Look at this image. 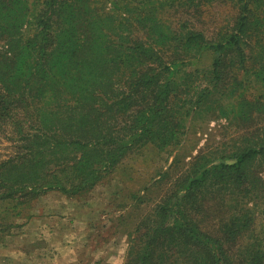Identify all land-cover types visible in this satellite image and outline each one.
Returning <instances> with one entry per match:
<instances>
[{"label": "trees", "instance_id": "1", "mask_svg": "<svg viewBox=\"0 0 264 264\" xmlns=\"http://www.w3.org/2000/svg\"><path fill=\"white\" fill-rule=\"evenodd\" d=\"M201 118L243 140L176 155L124 264H264V0H0V244Z\"/></svg>", "mask_w": 264, "mask_h": 264}, {"label": "rangeland", "instance_id": "2", "mask_svg": "<svg viewBox=\"0 0 264 264\" xmlns=\"http://www.w3.org/2000/svg\"><path fill=\"white\" fill-rule=\"evenodd\" d=\"M242 140L243 133H235L228 120L201 118L190 122L181 148L171 158H132L81 196L47 193L36 203L34 217L20 219L22 226L0 244V264H124L128 234L161 202L172 179L162 180L158 174L176 155L182 168L201 151L224 154ZM7 152L0 140V154ZM255 169L264 176L263 159Z\"/></svg>", "mask_w": 264, "mask_h": 264}]
</instances>
